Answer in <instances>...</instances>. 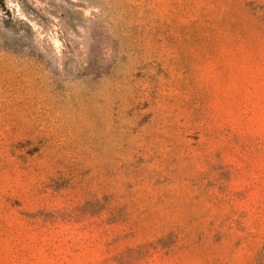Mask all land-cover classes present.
Returning a JSON list of instances; mask_svg holds the SVG:
<instances>
[{"label":"rangeland","instance_id":"374dc122","mask_svg":"<svg viewBox=\"0 0 264 264\" xmlns=\"http://www.w3.org/2000/svg\"><path fill=\"white\" fill-rule=\"evenodd\" d=\"M0 264H264V0H0Z\"/></svg>","mask_w":264,"mask_h":264}]
</instances>
